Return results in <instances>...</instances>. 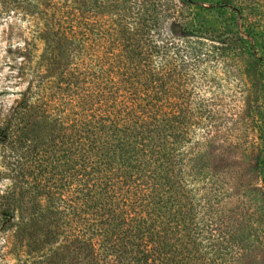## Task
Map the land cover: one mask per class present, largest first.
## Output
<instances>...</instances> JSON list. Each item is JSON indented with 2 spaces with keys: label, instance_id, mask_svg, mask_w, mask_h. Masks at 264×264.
<instances>
[{
  "label": "trees",
  "instance_id": "obj_1",
  "mask_svg": "<svg viewBox=\"0 0 264 264\" xmlns=\"http://www.w3.org/2000/svg\"><path fill=\"white\" fill-rule=\"evenodd\" d=\"M23 1L26 89L0 147L24 149V191L0 196L6 222L24 197V231L43 234L28 241L65 243L54 264L248 263L260 235L229 234L225 208L255 194L248 136L213 115L214 71L249 52L235 20L162 0H0V16ZM246 171L264 175L263 151Z\"/></svg>",
  "mask_w": 264,
  "mask_h": 264
},
{
  "label": "rangeland",
  "instance_id": "obj_2",
  "mask_svg": "<svg viewBox=\"0 0 264 264\" xmlns=\"http://www.w3.org/2000/svg\"><path fill=\"white\" fill-rule=\"evenodd\" d=\"M162 2L167 6L177 5L178 16L185 19L203 7L206 11L189 20L194 24L202 20L211 25L219 23L216 26L220 27L234 19L238 25L236 31L249 44L248 54L238 55L229 65L222 64L214 71L213 90L217 104L213 115L219 121L225 118L232 133L248 136L246 143H239L245 150L239 154L238 165L245 167L244 187L250 184L255 194L248 196L250 192L246 188H238L235 196L233 193L225 208H228L226 216L230 217L234 228L227 232L237 239H245L251 237V233L254 235V228L261 243L254 237L257 248H253V240H246L254 255L246 264H264V175L250 173L247 177L246 171L247 165H256L258 153L264 152V0H191L190 6L181 0ZM25 26L24 1L16 10L0 16V123L15 113L20 94L26 89L21 52ZM10 156L23 161L22 166L12 165ZM22 168L24 170V149L19 155L12 146L0 147V196L6 191H24L21 179L24 171L18 174ZM16 207L15 218L10 222H6L0 209V264H54L53 259L65 243L60 239L49 245L36 244L43 240V234L33 231L29 236V231H24V197L22 204L17 202ZM28 239L38 241L32 243Z\"/></svg>",
  "mask_w": 264,
  "mask_h": 264
}]
</instances>
